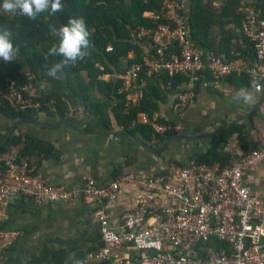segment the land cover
Listing matches in <instances>:
<instances>
[{"label": "built area", "instance_id": "1", "mask_svg": "<svg viewBox=\"0 0 264 264\" xmlns=\"http://www.w3.org/2000/svg\"><path fill=\"white\" fill-rule=\"evenodd\" d=\"M180 10L177 2L164 1L159 17H147L163 24L153 34L155 57L143 58L141 65L120 78L127 100L142 69L147 76L165 73L184 79L186 88L173 108L178 117L194 100V87L204 85L206 77L214 84L233 76L246 77L264 89V14L249 11L241 24V33L254 53L252 60L224 61L210 54L203 59L194 49ZM4 84L0 106L6 103L15 112L37 109L29 103L24 86L10 80ZM139 123L158 136L181 130L178 123L157 125L143 115ZM237 149L236 139L227 142L224 151L232 159L224 166L189 161L149 177L124 174L106 186L87 178L72 190L52 185L25 159L0 153V220L2 203L14 197H24L36 207L97 203L108 209L119 198L121 184H127L136 187L138 194L134 208L123 212L118 224L110 225V213H96L103 246L95 259L114 264V253L129 247L136 256L125 264H264V195L252 192L244 180L249 172L264 171V134L256 148L240 153ZM17 236V231H0V249Z\"/></svg>", "mask_w": 264, "mask_h": 264}, {"label": "crops", "instance_id": "2", "mask_svg": "<svg viewBox=\"0 0 264 264\" xmlns=\"http://www.w3.org/2000/svg\"><path fill=\"white\" fill-rule=\"evenodd\" d=\"M164 1H175L180 4L179 14L188 27L190 0ZM223 2L224 0H201L207 14L210 15L209 9L213 14L210 19V31L203 36V39L199 38V43L192 40L191 42L194 49L203 57L213 52L217 56L215 58L224 61L247 59L251 57L248 54L251 48H246V44L243 43L241 24L249 11L263 15L264 9L240 2L237 9L231 7L229 14H225L221 8ZM254 2L263 5L264 0H254ZM233 15L240 17L239 29L232 22ZM144 17H149V13L144 14ZM225 43H228L227 50H221L223 48L221 45ZM129 58L131 59L132 55H129ZM19 59L17 57L16 60L20 64ZM145 77L151 76L145 75ZM206 78L204 85L197 84V90L196 86L194 87V100L183 110L180 117L175 114L176 112L173 113V108L178 104L177 98L186 88L185 83H181L175 89L167 84L159 95L163 101L154 100L156 108L150 111L151 117L138 114L136 120L139 123L140 115H143L147 121L157 125L173 127L178 123L181 127L178 135L190 138L202 137L191 141L197 144L190 143L189 140H174L163 148L154 149L150 144L142 142L152 149L149 150L127 137L76 132L73 128L83 131H89L93 127H103L111 132L124 130L117 126L110 112L99 122L97 118L85 114L80 99L70 97L67 100L69 115L65 120L59 121L39 113L35 118H30L35 123L26 121L18 124L11 134L21 138V142L7 148L6 153L14 155L17 159H25L34 172L41 174L52 185H61L72 190L81 187L87 178L94 179L99 186H106L124 174H134L137 177L159 174L168 166L159 153L171 148V154L187 156L185 157L187 162L180 161L185 165L188 163L189 154L201 153L208 149L213 139L210 137H218L234 123L235 126L243 125L245 128L246 140L250 143L248 149H251L252 144L258 146L264 134V89L259 87L254 90L257 97L255 104H233L229 103V99L237 90L226 83L228 78L216 84L209 78L207 81ZM109 79L108 76L103 77L104 81ZM152 85L155 86L154 83ZM24 87L29 100L43 97L49 92L70 94L63 76L48 82L28 79V84ZM144 87L145 81H139L137 87L129 92L126 109L138 105ZM96 98L101 99L102 95L96 92ZM12 122L15 121H7L0 117L1 139ZM59 123L67 125L54 127ZM24 137L50 146L52 155L39 157L42 154L28 145ZM233 139L238 142L236 135L229 136L227 140ZM240 151L242 148L238 144L237 152ZM179 158L183 160L182 156ZM244 180L252 192L264 195L262 169L247 173ZM137 194L138 189L133 185L121 184L119 198L108 209H105L103 204L97 203L89 205L57 203L36 207L24 197H14L4 201L1 205L0 231H17L18 236L10 245L0 249V264H72L73 258L82 259L84 264H113L94 258L103 246L96 213L101 211L110 213V225L115 226L123 212L134 208ZM214 245L217 246V243ZM135 256V251L129 247H122L114 253V264H125Z\"/></svg>", "mask_w": 264, "mask_h": 264}, {"label": "trees", "instance_id": "3", "mask_svg": "<svg viewBox=\"0 0 264 264\" xmlns=\"http://www.w3.org/2000/svg\"><path fill=\"white\" fill-rule=\"evenodd\" d=\"M164 0H61L63 10L55 15L45 12L40 14L35 21L27 17L12 16L0 13V29L7 28L13 32V43L19 49L18 56L23 60L24 65L17 60L4 62L0 60V90L4 91L5 81L10 80L16 85L25 86L28 79L36 82H48L55 80L46 75L45 64L51 66L52 63L62 59V57L50 56L46 61L44 55L49 51L53 43H57V38L50 32L49 25H66L69 18L83 17L91 33L89 40L90 56L84 61L77 62L74 66H69L62 73L58 74L65 79L66 87L70 94L49 92L40 98L29 100V103L37 104V109H26L15 112L6 103L0 106V117L7 121L18 119L35 118L36 115L43 114L46 117L65 120L68 115L67 100L71 97L80 99L83 103L85 114L92 118H97L99 122L107 117L110 112L119 128L128 132L132 136L138 137L143 143L150 146H157L174 134L158 136L153 134L149 127L137 123L138 114L151 117L150 111L156 108L154 100L159 98L162 90L169 85L175 89L184 79L178 76L169 78L167 74L157 77H145V70L138 73V80L145 81V87L140 93V101L136 107L126 109L127 93H121V77L133 67L141 65L143 58L155 57V45L153 44V34L157 26L163 24L161 20L151 21L144 17L149 13L159 17L161 4ZM243 2L245 5L255 6L264 9L263 5L255 3L254 0H224L223 13H228L229 8L237 9ZM208 7V6H207ZM209 8V7H208ZM210 15L203 8L201 0H190L189 15V37L192 42L199 43V38L209 33L211 26ZM229 14V13H228ZM232 22L237 29L240 28V17L232 16ZM246 48H251L248 54L252 60L254 53L251 44L244 39ZM221 50H227L228 43L221 45ZM227 52V51H226ZM213 57H217L213 52ZM132 55V58H129ZM205 59V56L203 57ZM244 59V60H247ZM84 74L83 79L81 75ZM110 79L104 81L103 77ZM208 81V78L206 79ZM154 83L155 86L152 85ZM226 83L239 90L241 87H250L252 82L246 77H230ZM159 84V85H158ZM196 86V90H197ZM195 90V89H194ZM96 92L102 95L101 99L96 98ZM26 97V96H25ZM115 101L114 105L109 103ZM109 102V103H108ZM236 135L238 144L242 150L249 148L246 140L247 133L243 125H236L224 137L212 139L209 148L201 153H192L188 156V161L198 164L211 165L218 163L219 166L229 164L231 156L224 151L229 136ZM27 144L37 149L42 154L39 157L51 156L50 146L45 143L31 140L24 137ZM1 140V137H0ZM21 142V138L12 134L0 146V153L6 152L7 148L15 146ZM197 144V142H191ZM254 144L251 149L256 148ZM44 154H43V153ZM178 167L185 166L178 164ZM2 168L0 167V173Z\"/></svg>", "mask_w": 264, "mask_h": 264}, {"label": "clouds", "instance_id": "4", "mask_svg": "<svg viewBox=\"0 0 264 264\" xmlns=\"http://www.w3.org/2000/svg\"><path fill=\"white\" fill-rule=\"evenodd\" d=\"M63 10L61 0H0V13L12 16L27 17L35 21L37 17L45 12L51 15ZM50 32L57 38L49 51L44 55L47 61L50 56L62 57L51 66L45 64L46 75L58 79L69 66H74L79 61H84L90 56L89 48L91 35L83 17L69 18L66 25H49ZM19 49L13 43V32L10 29H0V60L12 62L17 59ZM259 85L253 83L250 87H241L233 94L229 103L233 104H255L257 97L254 90ZM72 264H84L82 259L73 258Z\"/></svg>", "mask_w": 264, "mask_h": 264}, {"label": "water", "instance_id": "5", "mask_svg": "<svg viewBox=\"0 0 264 264\" xmlns=\"http://www.w3.org/2000/svg\"><path fill=\"white\" fill-rule=\"evenodd\" d=\"M31 122V123H35L34 120L32 119H18L16 120L15 122H12L11 123V126L9 127V129L6 131V133L4 134L3 138L0 140V146L3 145L6 141V139L10 136V134L15 130L16 126L22 122ZM60 125H67V124H64V123H59L57 124L56 126L54 127H58ZM235 126V123L234 124H231L229 125L224 132H222L218 137H210V138H216V139H219V138H222L224 137L233 127ZM71 127V126H70ZM74 130H76V132H79V133H84V134H91V135H99V136H117V137H127V138H130L134 141H136L140 146H142L143 148L145 149H149V150H152L150 147L146 146L145 144L142 143V141L140 140V138H137L135 136H132L131 134H129L128 132L126 131H120V132H111V131H108L106 129H104L103 127H93L91 128L89 131H83L81 129H78V128H73ZM202 138V137H200ZM200 138H190V137H185V136H174V137H171V138H168L164 141L163 145L161 146L162 148L165 147L167 144H169L171 141H174V140H189V141H193V140H199Z\"/></svg>", "mask_w": 264, "mask_h": 264}, {"label": "rangeland", "instance_id": "6", "mask_svg": "<svg viewBox=\"0 0 264 264\" xmlns=\"http://www.w3.org/2000/svg\"><path fill=\"white\" fill-rule=\"evenodd\" d=\"M19 62H20V64H22V65H24V63H23V60L22 59H19ZM81 77L84 79L85 78V75L83 74V75H81ZM109 103V102H108ZM115 104V101H112L111 100V102L109 103V105H114ZM35 110V109H34ZM115 132H117V131H115ZM171 134H174L173 136H171V137H174V136H177L178 135V133H171ZM177 134V135H176ZM178 136H183V135H181V134H179ZM170 137V138H171ZM229 140H227V142H228ZM164 143V142H163ZM163 143H160V144H157V146H151V147H153L154 149H156V148H159V147H161L162 145H163ZM172 149V148H171ZM171 149H168V150H163V151H161L160 153H159V156L160 157H162V158H164V162H166L165 164L166 165H168V166H177L178 164H183V163H180V161H182V162H187V160H186V158L185 157H187L186 155H176V154H171ZM180 156H182L183 157V160H180ZM189 162V161H188Z\"/></svg>", "mask_w": 264, "mask_h": 264}]
</instances>
